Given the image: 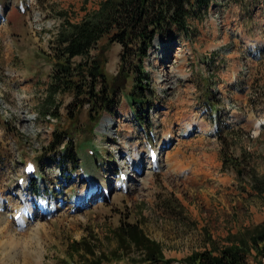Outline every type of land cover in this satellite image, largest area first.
I'll list each match as a JSON object with an SVG mask.
<instances>
[{
	"label": "rangeland",
	"instance_id": "rangeland-1",
	"mask_svg": "<svg viewBox=\"0 0 264 264\" xmlns=\"http://www.w3.org/2000/svg\"><path fill=\"white\" fill-rule=\"evenodd\" d=\"M100 1L0 0V222L9 224L0 223V264H145L137 255L116 259L113 234L123 223L158 242L170 264H182L209 249L208 239L227 246L264 222V201L250 187V172L264 173V0H212L202 20H189L190 34L174 29L150 50L142 125L125 100L128 88L97 121L85 108L70 123L69 95L58 120L40 115L52 72L46 56L63 18L79 22ZM106 49L112 79L121 46ZM181 121L191 126L187 135L179 134ZM56 129H67L78 148L70 183L50 150ZM153 147L158 160L147 168ZM28 164L35 172L27 176ZM40 176L49 193L38 196L30 183ZM16 208L26 213L21 226L12 220ZM260 260L251 250L248 264Z\"/></svg>",
	"mask_w": 264,
	"mask_h": 264
},
{
	"label": "trees",
	"instance_id": "trees-1",
	"mask_svg": "<svg viewBox=\"0 0 264 264\" xmlns=\"http://www.w3.org/2000/svg\"><path fill=\"white\" fill-rule=\"evenodd\" d=\"M213 5L212 0H101L97 10L79 22L63 18L52 50L46 56L52 72L40 104V115L58 120L61 97L69 95L72 101L66 107V114L70 123L74 124L85 108L89 120L97 121L103 113H111L119 105V93L124 94L128 88L125 100L134 120L142 125V113L151 104V78L144 69L150 50L174 29L190 34L189 20H202ZM158 36L160 39L156 40ZM114 43L121 46L120 64L117 75L109 79L103 65L106 48ZM70 136L67 129H56L50 144V150H56L53 152L58 163L63 165L60 173L63 183L72 181L80 165L78 148ZM227 162L230 164L225 159L224 164ZM231 163L240 166L232 160ZM41 178L32 177L30 183V191L38 196L49 193ZM250 180L251 190L264 201V173L253 169ZM246 235V238L231 236V244L223 247L208 239L209 249L193 252L182 264H248L251 250L258 259L264 258V222L247 230ZM113 236L117 242L116 259L137 255L145 264L171 263L165 260L159 243L148 238L135 224L123 223L114 230ZM78 245L79 242L71 244L75 253Z\"/></svg>",
	"mask_w": 264,
	"mask_h": 264
},
{
	"label": "bare ground",
	"instance_id": "bare-ground-1",
	"mask_svg": "<svg viewBox=\"0 0 264 264\" xmlns=\"http://www.w3.org/2000/svg\"><path fill=\"white\" fill-rule=\"evenodd\" d=\"M248 43V42H247ZM185 58L184 57H182V59L181 60H184ZM175 70H176V72L179 74V75H182V76H184L185 74L182 72V69L181 68H175ZM122 111V113H123V115L124 116H128V110H124V109H122L121 110ZM186 119H188V120H190L189 118H186ZM189 126H190V124H189V122H180L179 123V134H181L182 133V135L184 134H186L187 135V133H188V129H189ZM191 127V126H190ZM198 127H199V131L200 132H207L208 131V129L206 128V127H204L202 124H198ZM192 131V130H191ZM173 132V131H172ZM171 134V133H170ZM173 137V136H172ZM136 154L137 153H134L133 154V157L135 158L134 159V162H135V164L137 163V165H139V159H138V157L136 158ZM133 157H132V159H133ZM155 163H157V161L155 162ZM166 163H169L168 161H166ZM150 165H152V163H148V167L147 168H150ZM25 208L26 209H28V210H31L32 211V209H33V206H32V204H29V202H27L26 203V205H25ZM20 211H22V215H21V217H20V219L17 221V224L18 225H22V224H24V222H25V220H26V213H24L23 212V209L22 208H16V209H14L13 211H12V217L14 218V216H15V214L16 213H18V212H20ZM30 214V213H29ZM32 214V213H31ZM13 222V221H12ZM0 223H3V224H5V227H6V229H9L8 228V222H5L4 220L3 221H1ZM11 223V222H10ZM39 223V222H38ZM43 224V223H42ZM12 225V224H11ZM3 226V225H2ZM14 226V225H13ZM4 227V228H5ZM11 227V226H10ZM3 228V227H2ZM13 229V228H12ZM0 231H3V230H0ZM10 231H11V229H10ZM13 232V231H12ZM6 233V232H5ZM15 233V232H14ZM2 234V233H1ZM8 234V233H7ZM6 234V235H7ZM10 234V233H9ZM8 234V235H9ZM13 234V233H12ZM11 234V235H12ZM5 235V234H4ZM5 237V236H4ZM3 237V238H4ZM7 237V236H6ZM9 239V238H8ZM14 239H15V236H14ZM10 241H12V240H10ZM12 243V242H11ZM11 243L9 244V242H8V244L9 245H11ZM15 242H13V244H14ZM6 247V246H5ZM12 247V246H11Z\"/></svg>",
	"mask_w": 264,
	"mask_h": 264
},
{
	"label": "water",
	"instance_id": "water-1",
	"mask_svg": "<svg viewBox=\"0 0 264 264\" xmlns=\"http://www.w3.org/2000/svg\"><path fill=\"white\" fill-rule=\"evenodd\" d=\"M160 38H159V36L158 37H156V40H159Z\"/></svg>",
	"mask_w": 264,
	"mask_h": 264
},
{
	"label": "snow or ice",
	"instance_id": "snow-or-ice-1",
	"mask_svg": "<svg viewBox=\"0 0 264 264\" xmlns=\"http://www.w3.org/2000/svg\"><path fill=\"white\" fill-rule=\"evenodd\" d=\"M29 170H31V166H29Z\"/></svg>",
	"mask_w": 264,
	"mask_h": 264
}]
</instances>
